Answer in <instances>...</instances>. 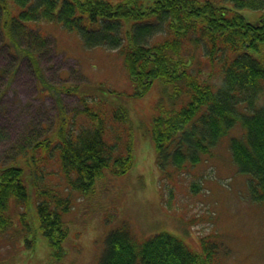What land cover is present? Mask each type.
Returning <instances> with one entry per match:
<instances>
[{
    "label": "trees",
    "instance_id": "trees-1",
    "mask_svg": "<svg viewBox=\"0 0 264 264\" xmlns=\"http://www.w3.org/2000/svg\"><path fill=\"white\" fill-rule=\"evenodd\" d=\"M244 8L259 9V18L248 20ZM43 21L75 30L85 46L118 50L133 85L127 95L163 83L148 128L160 169L189 171L227 138L251 200L264 204V0H0L4 43L28 59L38 91L56 107L43 138L0 166V231L32 220L59 259L72 193H93L103 174H124L134 160V125L118 92L51 84L38 52L20 46L26 29L44 44L34 27ZM62 92L78 96L79 117L66 112ZM218 234L200 235L196 249L168 231L138 239L122 223L97 264H218Z\"/></svg>",
    "mask_w": 264,
    "mask_h": 264
},
{
    "label": "rangeland",
    "instance_id": "rangeland-1",
    "mask_svg": "<svg viewBox=\"0 0 264 264\" xmlns=\"http://www.w3.org/2000/svg\"><path fill=\"white\" fill-rule=\"evenodd\" d=\"M239 11L251 21L261 13ZM34 27L44 44L27 29L19 31V43L38 52L51 84H75L83 92L97 91L101 84L118 92L115 98L126 106L134 125V160L124 174H103L93 193H72V204L63 215L68 235L59 259L36 223L14 219L9 233L0 231V264H97L105 237L122 223L138 239L168 231L196 249L200 235L219 232L218 264H264V204L251 200L248 178L232 163L227 138L189 171L160 169L148 128L155 101L165 95L160 93L163 83L156 80V87L143 96H129L133 85L118 50L85 46L75 30L57 21ZM61 98L66 112L79 117L78 96L62 92ZM55 113L53 98L38 91L28 59L13 53L0 34V166L43 138Z\"/></svg>",
    "mask_w": 264,
    "mask_h": 264
}]
</instances>
